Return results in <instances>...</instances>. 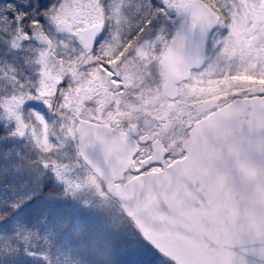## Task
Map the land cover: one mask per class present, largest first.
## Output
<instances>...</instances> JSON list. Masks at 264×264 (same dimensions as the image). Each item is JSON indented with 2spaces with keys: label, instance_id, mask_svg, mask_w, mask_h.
I'll return each mask as SVG.
<instances>
[{
  "label": "snow or ice",
  "instance_id": "6c2138e0",
  "mask_svg": "<svg viewBox=\"0 0 264 264\" xmlns=\"http://www.w3.org/2000/svg\"><path fill=\"white\" fill-rule=\"evenodd\" d=\"M264 264V0H0V264Z\"/></svg>",
  "mask_w": 264,
  "mask_h": 264
},
{
  "label": "rangeland",
  "instance_id": "374dc122",
  "mask_svg": "<svg viewBox=\"0 0 264 264\" xmlns=\"http://www.w3.org/2000/svg\"><path fill=\"white\" fill-rule=\"evenodd\" d=\"M92 216L81 225H74L57 245L59 261L54 264H102L105 256V242L95 235L93 222L102 221L113 230L119 227L118 208L112 201L93 200ZM3 235V233H0Z\"/></svg>",
  "mask_w": 264,
  "mask_h": 264
}]
</instances>
